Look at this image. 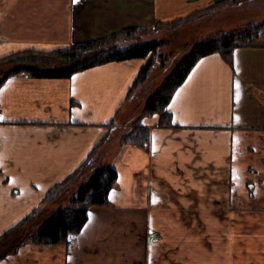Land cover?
Segmentation results:
<instances>
[{
  "label": "crops",
  "instance_id": "0c3cea01",
  "mask_svg": "<svg viewBox=\"0 0 264 264\" xmlns=\"http://www.w3.org/2000/svg\"><path fill=\"white\" fill-rule=\"evenodd\" d=\"M223 1L0 0V59L25 55L16 61L27 65ZM145 60L1 84L0 235L44 206L98 145L118 178L78 234L27 242L0 264H264V35L235 48L234 66L220 53L199 59L167 106L172 125L141 119L148 149L120 144L144 104L128 93Z\"/></svg>",
  "mask_w": 264,
  "mask_h": 264
},
{
  "label": "trees",
  "instance_id": "16d2710c",
  "mask_svg": "<svg viewBox=\"0 0 264 264\" xmlns=\"http://www.w3.org/2000/svg\"><path fill=\"white\" fill-rule=\"evenodd\" d=\"M226 1L230 0L224 2ZM220 6L221 3L215 4L186 18L171 22H157L151 27H129L94 41L74 43L69 47L54 50L50 54L63 63L54 62L50 65L54 67L50 68L29 65V61L35 59L34 55L25 63L27 65H19L16 61L17 58L25 55L15 54L3 57L0 59V64H13V66L8 71L0 69V86L9 76L18 73H28L34 77L69 78L78 71L111 61L146 59L133 87L129 90L128 99H130L153 70L154 58L158 54L159 47L165 43L149 41L122 46L120 42L126 37L153 30L158 26L173 27L183 24V22ZM262 25L235 35L215 36V38H210L203 44H199L185 55L161 87L144 100L139 117L132 121L133 129L123 134L120 144H133L148 149L150 131L141 124V119L144 116L159 114L161 125H172V116L167 110V106L177 88L183 83L199 59L212 53H220L227 62L234 66L233 51L235 48L241 44H249L253 42V39H258L260 28H264V24ZM98 149L99 145L77 170L50 188L44 198V206L34 209L19 223L0 235V260L17 252L27 242L38 245L54 244L65 240L69 235L78 234L87 221L88 206L109 202V194L117 182L118 172L113 165L99 157ZM80 175L86 176L79 185L74 187L75 180Z\"/></svg>",
  "mask_w": 264,
  "mask_h": 264
},
{
  "label": "rangeland",
  "instance_id": "374dc122",
  "mask_svg": "<svg viewBox=\"0 0 264 264\" xmlns=\"http://www.w3.org/2000/svg\"><path fill=\"white\" fill-rule=\"evenodd\" d=\"M262 24H264V0H230L212 11L183 22V24H177L173 27L158 26L153 30L126 37L120 42L122 46L149 41L165 43L158 49V54L154 58L155 66L153 70L146 80L140 84L130 101L137 103L136 107L141 106L151 93L161 87L178 62L199 44H203V42L215 38V36L235 35L254 27H260L259 25L263 26ZM260 29L259 38L264 35V28ZM255 41L257 39H253V42ZM52 56L48 55L45 56L46 58L33 59L28 64L37 67L49 66L54 62L63 63L60 59L49 58ZM78 58L83 59L84 57ZM12 66L13 64H0V69L8 71ZM85 176L80 175L75 180L74 187L79 185Z\"/></svg>",
  "mask_w": 264,
  "mask_h": 264
},
{
  "label": "built area",
  "instance_id": "2783aa9c",
  "mask_svg": "<svg viewBox=\"0 0 264 264\" xmlns=\"http://www.w3.org/2000/svg\"><path fill=\"white\" fill-rule=\"evenodd\" d=\"M153 239L155 240V239H157V237H153Z\"/></svg>",
  "mask_w": 264,
  "mask_h": 264
}]
</instances>
